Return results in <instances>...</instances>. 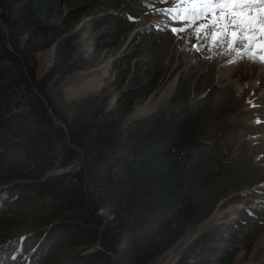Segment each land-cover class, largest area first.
Wrapping results in <instances>:
<instances>
[{"label": "trees", "instance_id": "16d2710c", "mask_svg": "<svg viewBox=\"0 0 264 264\" xmlns=\"http://www.w3.org/2000/svg\"><path fill=\"white\" fill-rule=\"evenodd\" d=\"M148 1L0 0V264H151L209 215L201 202L210 185L239 170L206 133L222 116L210 93L186 102L180 84L173 105L124 123L166 76L151 40L118 58L113 80L66 114L48 101L49 85L92 63L82 32L104 28L100 48L118 47L123 24ZM51 46L37 77L33 54ZM262 228L260 213L213 225L174 264H232Z\"/></svg>", "mask_w": 264, "mask_h": 264}, {"label": "rangeland", "instance_id": "374dc122", "mask_svg": "<svg viewBox=\"0 0 264 264\" xmlns=\"http://www.w3.org/2000/svg\"><path fill=\"white\" fill-rule=\"evenodd\" d=\"M148 2L151 7L148 5L133 10L130 19L123 24L118 47L104 48L103 45L100 48L105 40L102 33L104 28L84 30L80 46L85 57L93 54L91 65L65 77L57 86L49 85L46 95L58 113L66 114L69 102L97 94L108 81L113 80V65L118 58L139 42L151 40L157 57L165 59L166 76L146 99L135 102L124 123L173 105L170 101L177 97L175 91L180 84L185 85L186 102L206 93L216 96L217 109H220L222 116L215 127H209L206 133L215 131L229 153V160L235 161L240 168L230 177L216 180L210 185L209 192L201 202L202 212L211 206L209 215L188 227L174 245L151 263L174 264L187 244L213 225L255 220L257 213L262 214L264 220V65L251 63L248 58L239 59L238 63H228L236 57V53L228 47L232 43L230 30L219 48H213V42L217 39L215 36L198 39V33L204 31L199 29V25L210 24L214 15L222 16L224 13H208L188 27L183 22L172 21L159 11L175 7V0L168 3L161 0ZM94 7L93 12L98 9ZM179 8L182 16L191 15L194 9L207 10L204 5L181 4ZM226 11H230V7ZM87 19L82 18L76 30L85 27ZM173 27L186 28V31L174 35L171 31ZM223 30L222 20L211 28L212 32L217 33ZM194 45H200V50L197 51ZM224 50H227V55L221 54ZM53 53L54 46H51L33 54L37 77L49 69ZM260 54L264 53H257ZM113 101L112 98L108 102V107L112 106ZM177 101L181 102V98ZM102 214L105 216L104 212ZM23 234L18 235L19 238ZM56 234H60V231ZM56 234L55 240L56 236L59 237ZM68 251L63 248L59 250L62 253ZM232 264H264V228L248 252L235 254Z\"/></svg>", "mask_w": 264, "mask_h": 264}, {"label": "snow or ice", "instance_id": "6c2138e0", "mask_svg": "<svg viewBox=\"0 0 264 264\" xmlns=\"http://www.w3.org/2000/svg\"><path fill=\"white\" fill-rule=\"evenodd\" d=\"M168 3L169 0H161ZM184 5H204L207 10L202 12L192 10L191 15H181L179 6ZM175 7H169L162 11V14L170 17L172 21L183 22L190 27L196 21L208 13L221 12V15H214L210 24H200L199 29L203 33H198V39H206L208 35L217 37L213 42V48H219L225 41L228 30L231 32L232 43L228 47L236 53V57L229 60L228 63H238L239 59L248 58L251 63H260L264 65V0H175ZM151 7V5H149ZM230 7V11H226ZM175 13V15H173ZM222 20L223 31L212 32V26ZM174 35L186 31V28L171 29ZM247 41V43H245ZM197 51L200 45L193 46ZM255 49V51H253ZM227 55V50L221 52ZM259 122V121H257Z\"/></svg>", "mask_w": 264, "mask_h": 264}, {"label": "water", "instance_id": "95a60500", "mask_svg": "<svg viewBox=\"0 0 264 264\" xmlns=\"http://www.w3.org/2000/svg\"><path fill=\"white\" fill-rule=\"evenodd\" d=\"M50 116H51V119L54 121V118L52 117V115H51V114H50ZM135 120H136V119H135ZM54 123L58 125V123H57V122H55V121H54ZM66 140H67V139H66Z\"/></svg>", "mask_w": 264, "mask_h": 264}]
</instances>
